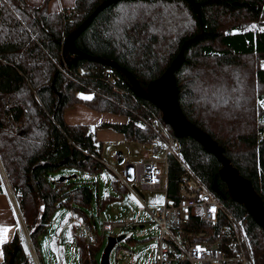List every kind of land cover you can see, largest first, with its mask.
I'll return each instance as SVG.
<instances>
[{
	"label": "trees",
	"instance_id": "trees-1",
	"mask_svg": "<svg viewBox=\"0 0 264 264\" xmlns=\"http://www.w3.org/2000/svg\"><path fill=\"white\" fill-rule=\"evenodd\" d=\"M48 1L0 0V157L35 246L63 206L97 232L88 209L95 185L52 174L66 166L90 174L103 170L105 141L97 136L99 128L111 126L129 140L147 143L155 133L142 117L152 111L163 115L152 99L135 93L127 73L82 53L115 59L148 86L195 37L176 73L181 107L225 148L264 201V31L259 30L264 0H197L202 16L192 0H113L76 37V50L66 51V40L108 0H76L62 11H51ZM82 102L125 113L128 120L67 121L66 108ZM181 139L195 171L211 187L219 181V197L243 221L257 264H264V228L231 196L220 175L223 162L195 136ZM169 164V192L179 197L185 168L175 155ZM114 180L121 195L128 192ZM120 197L112 194L99 203ZM98 236L93 244L74 234L82 264H100L104 236ZM28 244L20 227L3 245L0 264H35Z\"/></svg>",
	"mask_w": 264,
	"mask_h": 264
},
{
	"label": "built area",
	"instance_id": "built-area-1",
	"mask_svg": "<svg viewBox=\"0 0 264 264\" xmlns=\"http://www.w3.org/2000/svg\"><path fill=\"white\" fill-rule=\"evenodd\" d=\"M142 120L155 133V138L145 144L146 155L133 160L113 148L110 154L115 165L109 166L120 186L141 202L147 190L166 192L162 205L150 208L151 219L158 227L154 245L156 264H257L243 221L187 161L181 137L156 111L145 115ZM261 136L264 137V130ZM170 155H175L185 168L179 183V197L172 195L168 188ZM1 162L0 157V165ZM212 208L215 212L211 211ZM73 222L78 223V233L87 238V243L99 242L98 233L91 224L77 218H73ZM139 222L132 218L106 222L103 231L138 225ZM30 252L35 264H41L35 248L30 247Z\"/></svg>",
	"mask_w": 264,
	"mask_h": 264
},
{
	"label": "rangeland",
	"instance_id": "rangeland-1",
	"mask_svg": "<svg viewBox=\"0 0 264 264\" xmlns=\"http://www.w3.org/2000/svg\"><path fill=\"white\" fill-rule=\"evenodd\" d=\"M93 125V124H92ZM143 144V145H142ZM134 143L131 146V152L129 154L128 147H117L118 150H124L126 153V156H132L131 158L133 160L141 158V155L139 153H143V147H145L146 143ZM104 155L106 160L105 168L97 173L90 174L88 171L81 170L76 167L66 166L62 167V169H59L58 171H55L52 175L57 180L62 177H66L68 174H73V176L66 178V180L69 181H75L77 184L83 183V182H91L94 186V200H92V205L89 207V212L91 215L93 214V223L97 226V233L100 236H104V241H102V246L98 249V255L97 260L101 264V258L104 253V248L107 245L110 235L116 234V235H127L126 239L120 241L116 247H114L112 255H110V261L112 264H156L155 262V248L152 247L155 245V242L157 240V233H158V227L157 223L154 222V220L151 219V210L150 208H159L164 198L166 197V192L163 190H147L145 191L146 196L143 198V201L141 202L140 198L136 197L134 194L128 192V193H122L120 194L119 190L117 189L116 182L114 179H116V175L113 172L111 166L109 165H115L114 162L111 161V154L109 151H106V148L104 149ZM2 158V157H1ZM3 161V160H2ZM0 166L7 175H5V179L7 184H9V187L11 188V192L17 200V204L19 207V211L21 212V227L22 231L30 243V247L32 250L34 249V241L31 239L29 234L28 226L25 223L24 220V214L23 211H21L19 206V199L16 197L14 186L11 184L8 173L5 170V167L3 165V162H1ZM77 174V175H74ZM112 194L117 195L120 198H113L111 200H108L106 204L103 206L100 205L99 199H102L111 196ZM100 196V198H99ZM68 207H60L59 210L57 209L55 215H53V220H58L62 222V218H65L69 211ZM59 214V215H58ZM74 218L77 217L73 216ZM57 218V219H56ZM126 218H134L139 222L138 226L134 228L135 224L129 227H116L114 229H108L106 231H103V227H105L106 222H112L116 220H124ZM73 219V218H72ZM73 221V220H72ZM50 229H53L52 231L41 234L38 239L39 240V246L37 247V251L40 254V262L41 264H58V255L54 251L53 247H55V243L59 242V238L57 233V230L59 227H54V221L51 223ZM144 224V225H143ZM52 227V228H51ZM78 223L77 226L74 228L71 227L70 236L68 240L62 239L61 245L65 246L67 245V251L69 252L68 256V263L69 264H82L80 256L81 251L78 248L77 244H73L74 240V234L78 233ZM95 229V227H94ZM73 230V232H72ZM104 234V235H103ZM29 247V248H30Z\"/></svg>",
	"mask_w": 264,
	"mask_h": 264
},
{
	"label": "water",
	"instance_id": "water-1",
	"mask_svg": "<svg viewBox=\"0 0 264 264\" xmlns=\"http://www.w3.org/2000/svg\"><path fill=\"white\" fill-rule=\"evenodd\" d=\"M113 0H108L99 6L91 16L85 20L65 42L66 50H76L75 39L88 23L93 20V17L96 16V13L108 5ZM196 10L202 16L200 11V6L197 0H192ZM199 36V35H197ZM195 38V37H194ZM193 39H189L182 46V49L177 55L176 59L172 61L169 65V68L159 77L151 80L148 86L143 85L131 72L129 69L119 65L115 59H106L100 56H92L87 53H82V56L95 58L97 60H103L110 66L116 67L123 70L127 73L130 81L134 85V91L139 96L152 99V102L155 103L163 111V119L172 125L173 130L176 135L180 137L192 136L198 139L206 149L215 152L216 156L223 162V167L220 168V175L226 180L228 189L231 192V196L238 202L244 203L249 209V212L252 216L256 218L258 223L264 228V201L260 195V192L255 189L251 179L243 175L238 166L232 162V160L226 155L225 148L210 135L206 130L201 128L195 122H192L187 116L184 109L180 104V95H179V85L176 78V73L179 68H181L184 59L186 58L185 48ZM218 180L212 184V188L218 193L221 192L218 186ZM135 225L134 228H136ZM128 236L123 235H110V239L107 245L104 248V253L101 258V264H112L110 261V255H112L113 248L116 245L126 239Z\"/></svg>",
	"mask_w": 264,
	"mask_h": 264
},
{
	"label": "crops",
	"instance_id": "crops-1",
	"mask_svg": "<svg viewBox=\"0 0 264 264\" xmlns=\"http://www.w3.org/2000/svg\"><path fill=\"white\" fill-rule=\"evenodd\" d=\"M26 1L33 5H37V4L41 5L44 2V0H26ZM48 3L50 7L49 9L51 11H62L66 8L75 6L76 0H49ZM65 113L67 116L66 118L67 121L71 123H87V124L98 125L102 123L103 121H109L110 123L111 122H124L125 123L128 120V116H126L125 113L120 114V113H116L112 111L96 110L88 106L87 104H84L83 102L67 107ZM97 136L99 139L105 141L104 149L106 148V151H109V153L113 148H117L118 146L119 147L124 146L125 148L128 147L129 154H130L132 153L131 152L132 144L141 143L138 141L129 140L128 138L125 137V134L117 131L115 128L111 126L99 128V130H97ZM120 151L126 153L124 150H120ZM143 151H144L143 153H139L141 157L146 155V151L144 147H143ZM129 157H132V156H129ZM5 175L7 174L0 167V228L8 229V232L6 233V237H5V242L0 244V253H2V255H0V260L5 258L3 245H5L7 241L12 239L15 231H17L22 226L21 221H20L22 215H21V212L18 210V207L16 204L17 201L13 197V194L10 190L11 188L9 187V184H7L6 182ZM74 175H77V174H74ZM71 176H73V174H68L66 175V178H69ZM68 210L70 211L65 218H62V222H60L59 219L56 221L53 220L55 224L54 227L55 228L59 227L56 233L58 235L59 242L55 243V247H53L54 251L58 255V264H69L68 263L69 252L67 251V245L62 246L61 242H62V239H65V240L69 239L67 235L69 234L70 236L71 227L74 228L75 224H77L72 221L73 220L72 218H74L73 216H75V212L71 209H68ZM76 218L81 220L78 216ZM126 219H129V218H126ZM52 230L53 229H50L49 227V232ZM73 241H75V238ZM73 244H76V243L74 242ZM38 246H39V243H37V246L34 247L36 251H37Z\"/></svg>",
	"mask_w": 264,
	"mask_h": 264
},
{
	"label": "snow or ice",
	"instance_id": "snow-or-ice-1",
	"mask_svg": "<svg viewBox=\"0 0 264 264\" xmlns=\"http://www.w3.org/2000/svg\"><path fill=\"white\" fill-rule=\"evenodd\" d=\"M252 28H255V25L251 26ZM260 31H264V28L259 29ZM83 95V94H81ZM87 99H91V96L86 97ZM262 106H264V101L261 102ZM261 123H264V121H261ZM212 212H215V208L211 209ZM59 215V214H58ZM70 215V214H69ZM8 232L7 228H0V244L5 242V237H6V233ZM152 247H155L154 245ZM0 255H2V253H0Z\"/></svg>",
	"mask_w": 264,
	"mask_h": 264
}]
</instances>
